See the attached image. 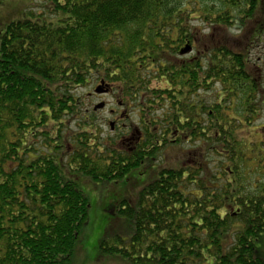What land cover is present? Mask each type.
Wrapping results in <instances>:
<instances>
[{
	"label": "trees",
	"instance_id": "16d2710c",
	"mask_svg": "<svg viewBox=\"0 0 264 264\" xmlns=\"http://www.w3.org/2000/svg\"><path fill=\"white\" fill-rule=\"evenodd\" d=\"M3 1L0 264H68L90 211L79 179L136 171L143 187L110 209L125 227L109 225L104 254L264 264V141L240 136L264 117V0ZM90 82L136 110L139 143L102 138L96 106L80 104Z\"/></svg>",
	"mask_w": 264,
	"mask_h": 264
},
{
	"label": "rangeland",
	"instance_id": "374dc122",
	"mask_svg": "<svg viewBox=\"0 0 264 264\" xmlns=\"http://www.w3.org/2000/svg\"><path fill=\"white\" fill-rule=\"evenodd\" d=\"M2 2H4L2 0ZM14 1H6L2 5H11ZM18 7L25 8L33 2L34 4H39L44 2L43 0H21V2L16 1ZM5 19H12L13 15L11 13V7H6V10L3 11ZM2 13V9H0ZM14 14V13H13ZM19 18V17H18ZM17 19V18H16ZM15 19V20H16ZM195 26L199 28H205V24L202 21H194ZM7 24H2L0 27V33L3 32ZM208 30H205L207 32ZM261 50V49H259ZM259 53V52H258ZM259 55V54H258ZM95 82V81H94ZM90 82L85 87L79 89L78 94L80 96V104L84 111L94 110V106L99 104H105L104 109L96 110L95 117L97 123L103 124L101 127V136L104 139L116 138L121 134H126V128L123 129V126H128L127 120L116 126V129L112 130L109 126V122H113L114 113L122 112L120 104L117 101L116 95H113L111 91L108 92V88L103 85ZM103 93H98L99 88ZM111 90V88H110ZM108 92V93H107ZM215 91L208 94H204L203 98L207 101L208 104H212L214 101ZM93 110L91 112H93ZM90 112V113H91ZM116 113V115H117ZM131 113V110L128 112ZM133 114V113H132ZM131 114V115H132ZM133 124L138 123L139 119L133 115L132 118ZM123 125V126H122ZM75 126V125H74ZM125 127V126H124ZM74 129H77L76 126ZM240 136L247 142H253L259 144L264 141V117L257 120L252 127L242 130ZM36 150L43 149L42 145H35ZM189 146L183 145L181 148L175 147V151L168 153L169 160L174 161L178 158H181V154L184 150L188 149ZM138 172H134L129 177L131 180H128L127 177L124 180L120 181H110V182H93L92 180L81 177L80 187L82 191L87 195L90 200V211L87 225L83 229L81 236L77 242L76 248L74 250L73 256L68 264H129L127 261L104 254L100 249V244L104 237V234L111 223L115 224V228L120 232L125 227V223L121 218H117L116 214L112 215L110 209L113 205L120 203L124 199L135 197L143 187L144 177L139 176Z\"/></svg>",
	"mask_w": 264,
	"mask_h": 264
},
{
	"label": "flooded vegetation",
	"instance_id": "af4514ba",
	"mask_svg": "<svg viewBox=\"0 0 264 264\" xmlns=\"http://www.w3.org/2000/svg\"><path fill=\"white\" fill-rule=\"evenodd\" d=\"M181 51V50H180ZM180 54H181V56H183V57H185V58H187V60H188V62H190V60H191V56L193 55V51L192 50H189V53H185V54H182V51L180 52ZM108 92H112V89L110 90V88H108V90H107ZM107 92V93H108ZM120 104V108L122 109V112H118V117H117V115H116V112L115 111H112L113 113H114V116H112L113 118H114V121L113 122H109V125L111 126V129L112 130H114V128H115V126L117 125V124H122V123H124L126 120H127V122H128V126H126V125H122L123 126V129L125 130V128H126V134H122V135H125L123 138H122V143L125 145L127 142H130V141H135L136 140V142L137 143H139L140 142V139H141V137H137V138H132L131 137V134H132V128H133V126L129 123L130 122V116H131V114L132 113H135V109H133V108H129V106L127 105V104H123V103H119ZM130 109H131V113L130 114H128V112L130 111ZM133 123V122H132ZM128 133V134H127ZM127 137V138H126ZM129 137V138H128ZM136 149V147H133V148H131L130 149V151H133V150H135Z\"/></svg>",
	"mask_w": 264,
	"mask_h": 264
},
{
	"label": "water",
	"instance_id": "95a60500",
	"mask_svg": "<svg viewBox=\"0 0 264 264\" xmlns=\"http://www.w3.org/2000/svg\"><path fill=\"white\" fill-rule=\"evenodd\" d=\"M189 50L188 48H185L184 50H182V54H185V53H189ZM98 93H103V91L101 90V88H99L97 90ZM105 107V104H99L98 106H96L95 110H101Z\"/></svg>",
	"mask_w": 264,
	"mask_h": 264
}]
</instances>
